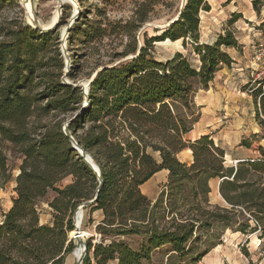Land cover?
Returning <instances> with one entry per match:
<instances>
[{"label":"trees","instance_id":"trees-1","mask_svg":"<svg viewBox=\"0 0 264 264\" xmlns=\"http://www.w3.org/2000/svg\"><path fill=\"white\" fill-rule=\"evenodd\" d=\"M262 3L252 0L254 10ZM209 9L207 0H185L177 19L159 34L145 37L138 50L133 46L124 51L132 53L131 58L98 69L88 85V105L67 125L102 179L96 199L83 207L100 209L103 219L85 240L82 264L91 260L93 264L111 260L142 264L153 249L166 244L179 255L189 253L197 231L214 224L243 234L258 229L264 233V147L259 133L240 141L258 151V156L234 164L224 162V150L209 135L184 140L200 115L194 108L195 84L207 88L219 64L232 61L222 46H239L231 31L218 34L211 43H198L199 13ZM236 18L232 14L228 22ZM138 20L142 23L145 17ZM128 25L77 22L69 35L79 34L90 42L106 35L109 26L110 32L119 28L129 35ZM166 39H182L183 46L187 39L192 41L199 66L194 67L180 52L165 61L154 58L148 50L152 42ZM56 40L55 30L41 32L25 22L0 38V187L15 181V195L0 222V264H63L75 247L74 238L68 237L74 228L73 213L94 197L99 184L64 134V120H48L56 114L72 117L83 102L79 87L62 83L64 62ZM68 77L74 79L71 73ZM251 96L261 108L263 117L258 122L264 131V78L256 80ZM186 147L193 155L190 164L177 157ZM13 158L19 162L13 163ZM14 165L18 172L13 177ZM163 168L169 172L168 181L151 203L139 186ZM67 177L71 178L64 183ZM211 178L219 179L218 192L226 204L203 208L201 201L209 204ZM48 191L55 194L48 202L52 221L41 223L37 202ZM180 191H187L178 199L188 206L187 213L172 210L168 221L161 223L163 196L169 210L168 205L177 203H171V197ZM130 235L141 238L137 247L126 241ZM217 243L212 241L193 254L191 263L197 264Z\"/></svg>","mask_w":264,"mask_h":264},{"label":"rangeland","instance_id":"rangeland-1","mask_svg":"<svg viewBox=\"0 0 264 264\" xmlns=\"http://www.w3.org/2000/svg\"><path fill=\"white\" fill-rule=\"evenodd\" d=\"M25 1L26 0L0 1V38L4 37L9 29L14 28L21 22L33 25V22L30 23L28 20ZM33 1V14L41 25L48 24L56 13L58 5L57 0ZM69 2V0H65L63 3L60 13H58L57 16L55 28L52 29L58 33L56 46L61 56L63 55L61 51V33L63 28L70 21L72 13L75 10L74 4ZM183 2V0H75L79 9V16L72 22L71 26L73 23L77 22L93 24L101 21L103 25L107 22L112 24L119 23V25L128 23V27L132 29V32L126 35L118 31L119 28H115V31L110 32L109 29L112 28L109 26L106 35L103 37L94 39L90 42H84L79 34H74L73 36L69 35V30L64 42L67 63L66 58L62 56L64 62L62 74L64 71H67V77L69 73L74 75V79L67 78L69 81H82L86 83L102 66L114 65L120 61L131 58L133 54L128 53L125 55L124 51L133 46H136L138 50L144 43L143 40L145 37L159 34L167 23L176 16ZM211 4L214 9L210 11L207 10V12H205V10L200 11L198 43H211L217 38L218 34H224L226 31H231L235 37L238 35L239 41L242 44L238 42L239 46L236 48L237 52L234 53V56L237 58V54L240 53L242 58L238 62H231L237 63L239 66L237 67L230 62L229 64L221 63L218 68L227 66L229 68H234L232 71L235 73L240 72L241 74L232 75L230 79H224L226 76L224 74L217 78V81H210L207 88L195 84V93L193 97L195 103L194 108L196 110L200 108V106L196 104V100L200 101L202 97L206 98V96L215 94V92L225 91L226 93V91H228L224 99H226V101L231 100L230 102H232V105H239V110H241L246 104L248 106V103L244 101L247 100V94H251V89L256 86V80L262 78L261 75L254 81L255 74L259 73L264 67V28H262L261 25L248 28L242 20L239 23V28H237L235 26L236 24L228 22L230 17L222 13L220 14L219 9H216V4L215 6L213 5V0H211ZM141 15L145 17V21L142 23L138 20ZM224 24L229 26V28L227 29ZM84 25L82 24L81 26ZM186 41L185 46L182 45V39L174 42L166 40L160 42L154 41L148 50L154 58L162 61L171 58L175 52H180L197 68L199 66V56L193 51L192 41L188 39ZM241 46H244V48ZM221 49L226 52L224 46H222ZM239 67H242V69L237 70ZM232 95L235 96L234 99L230 98ZM251 99L253 105L249 103L251 109L244 110V115L250 118V121H247L250 122L249 129L251 127L257 129L259 133L258 139L262 142L264 147V131L258 122V118L263 117L262 111L259 104L254 102L252 96ZM236 112L238 116H241L239 111ZM71 115L70 113L50 115L48 120L51 122L64 120V124L71 118ZM226 117L225 120L231 125H233L234 120L237 119V115L232 112H229ZM251 134L252 133L248 136ZM249 139H252V137L250 136ZM153 155L158 159V152L153 153ZM18 162V159L13 158V163L17 164ZM234 163L236 162H226V164ZM17 172L18 168L14 165L12 169L13 177ZM70 178L71 177H67L64 183L69 181ZM14 185L15 181L10 180L1 186L4 194V201L11 196L12 187ZM186 193L187 191H180L176 197H171L170 202L173 203V201H177V203L175 205H168L170 211L164 206V199L166 196H163L162 207L164 210L163 212L161 211V213L164 215L161 219V223L165 224V222L168 221L167 219L171 217L170 212L172 210L179 211V213L182 214L187 213L188 206L181 205L178 201V199ZM54 195L53 191H48L47 194L37 202L39 207V221L41 223H50L52 221V210L48 202ZM198 199L201 198L198 197ZM209 201H211L209 204L201 201V206L211 209L213 204H218L220 206L226 204L224 200L217 195L215 197L210 196ZM6 206L7 205H3L4 208H6ZM174 207H179V210L174 209ZM1 208L0 206V209ZM84 210L85 208H83L82 211L80 227L86 231V234L82 236V240L85 241L89 238L91 232H94L93 228L89 227L85 219ZM193 213L195 215L199 214L195 211H193ZM251 223L253 225L256 224L254 220H251ZM197 234L198 239L192 243L189 253L179 255L178 253L170 251V246L166 244L153 249L150 258L143 260L142 264H192L191 256L207 246H210L212 241L219 243L210 248L197 264H264V233L259 229L252 233L243 234L239 231H233V229L229 227L225 228L221 224H214L211 229H199ZM70 235L68 234V237ZM140 239L141 238L137 235L126 237V241L132 247H137L140 243ZM91 251L92 250H90V253ZM65 258L67 259L66 264H75L76 262L71 252ZM93 263V260H91V264Z\"/></svg>","mask_w":264,"mask_h":264},{"label":"crops","instance_id":"crops-1","mask_svg":"<svg viewBox=\"0 0 264 264\" xmlns=\"http://www.w3.org/2000/svg\"><path fill=\"white\" fill-rule=\"evenodd\" d=\"M207 2L210 5L209 11L214 9V7H212L211 0H207ZM215 4L217 6L216 9H219L220 14H225V16L228 17H231L232 14L238 15V18H236V20L232 22V24H236L235 26L237 28H239V23L241 20L248 26V28H253L256 25H261V23L264 21V3L259 6L258 11L254 10L252 6V0H213V5L215 6ZM224 26L227 27V29L229 28V26H227L226 24H224ZM261 26L262 28H264L263 25ZM236 38L238 42L242 44L239 41L238 35L236 36ZM241 47L244 48V46ZM225 48L226 52L230 54L229 56L231 57L232 61H240V59L242 58V55L240 53L237 54V58L234 56V53L237 52L236 48ZM231 64H234L237 67L239 66L237 63L231 62ZM241 69L242 67L237 68V70ZM232 70H234V68H229L227 66L218 68L214 74L213 80L217 81V78L221 77L224 74L226 75L224 79H230L232 75L241 74L240 72L235 73ZM226 94H228V91H226V93L225 91H220L215 92V94L206 96V98L202 97L200 101L196 100V104L200 106V115L198 117V120L193 124L192 128L184 134V140L187 142L194 141L202 135H209L214 144L220 146L224 150L225 163L252 159L258 156V151L253 148H247L240 145V141L243 137H247L250 133H258L256 128L251 127L249 129L250 122L247 121H250V118L244 115V110L251 109L249 103L253 105L251 94H247V100L244 101L245 103H248V106L246 104L241 108V110H239V105H232V102H230L231 100L226 101V99H224V96H227ZM230 98L234 99L235 96L232 95L230 96ZM236 111H239L242 117L238 116V113ZM229 112L235 113L237 115V119L234 120L233 125L225 120ZM259 144L263 146L260 140ZM177 157L181 162L187 164H190L193 160L192 151L188 147L180 150L177 153ZM168 173L169 172L167 169H160L139 186L141 192L151 201V203H153L158 198L161 190L165 188V184L168 181ZM218 183L219 179L217 178L209 179L208 184L210 187V191L207 195L208 203L211 202L209 201L210 196L215 197L217 195L219 198H221L218 192ZM3 195V190L0 187V206L2 207L0 209V222L3 217L2 214L11 205V199L14 196V190H12L11 196H9V198L5 201L3 200ZM3 205H7L6 208H4ZM84 215L87 221L91 220L90 223H87L89 227L93 228L94 232H91L90 236L94 235L95 225L103 219V213L100 209L90 210V208H85ZM66 263L67 259L65 258L63 264ZM115 263V260H111L108 262V264Z\"/></svg>","mask_w":264,"mask_h":264},{"label":"water","instance_id":"water-1","mask_svg":"<svg viewBox=\"0 0 264 264\" xmlns=\"http://www.w3.org/2000/svg\"><path fill=\"white\" fill-rule=\"evenodd\" d=\"M30 1V5H31V8L34 6V1L33 0H29ZM73 2H74V8H75V10L73 11V13H72V16H71V18H70V21L68 22V24L63 28V30H62V33H61V51L63 52V55L62 56H64L65 58H66V53H65V50H64V42H65V39H66V37H67V34H68V32H69V30H70V28H71V24H72V22L75 20V19H77L78 18V16H79V9H78V6L76 5V3H75V0H72ZM57 2H58V5H57V11H58V13H60V10H61V7H62V5H63V3H64V0H57ZM184 2H185V0H184ZM182 5L183 4H181V6H180V8H179V10L181 9V7H182ZM28 12V11H27ZM179 13V12H178ZM178 13L176 14V16L174 17V19L172 20V21H169L168 22V24L169 23H171V22H173L175 19H177V17H178ZM32 22H33V27H36V28H38L41 32H47V31H50V30H52L53 28H55V25H56V23H57V19L55 20V22L51 25V26H48V27H46V26H43V25H41L40 24V22H39V20L36 18V16L33 14V12H32ZM31 25V24H30ZM66 63H67V58H66ZM68 77H67V71H64V73L62 74V76H61V79H62V83H64V84H69V85H71L72 87H74V88H76V87H79L80 89H81V91H82V93H83V102H82V105H81V108L78 110V111H76L75 113H74V115L69 119V120H67L64 124H63V127H62V129H63V132H64V134L68 137V139L70 140V143H71V145H72V147L78 152V154L82 157V159H83V161L86 163V164H88L89 165V167L92 169V171L96 174V176H97V179H98V187H97V189H96V193H95V195H94V197L92 198V199H90V200H88L87 202H85V203H81V204H79L77 207H76V209H75V211H74V213H73V216H72V219H73V226H74V228H75V230H76V236H79V226H76V223H75V221H76V219H77V211L80 209V210H83V207L85 206V205H87V204H89V203H92L95 199H96V196H97V193H98V190H99V188H100V186L102 185V179H101V177H100V172H99V168H98V166L96 165V163L93 161V159H92V157L78 144V142L74 139V137L72 136V134L70 133V131L68 130V128H67V125H68V123L70 122V120L72 119V118H74L84 107H86L87 105H88V102H89V100H88V85H89V83H90V81L92 80V78L93 77H91L90 79H89V81L88 82H86V83H84V82H82V81H77V82H72V81H69L68 79H67ZM69 240H70V238H69ZM79 243H81V244H83V252L81 253V255H80V257H78L77 259H76V262H75V264H82V261H83V258H84V255H85V253H86V243H85V241L84 240H80L79 241Z\"/></svg>","mask_w":264,"mask_h":264},{"label":"bare ground","instance_id":"bare-ground-1","mask_svg":"<svg viewBox=\"0 0 264 264\" xmlns=\"http://www.w3.org/2000/svg\"><path fill=\"white\" fill-rule=\"evenodd\" d=\"M69 1H70L69 3L74 4V2L72 0H69ZM64 2H65V0H64ZM25 4H26V10L28 11V20H29L30 23H32V8H31V5H30V1L26 0ZM57 16H58V11L56 9V13H55L54 17L52 18V20L48 24H46V25L42 24V25L46 26V27L51 26L55 22V20L57 19ZM173 19L174 18H172L170 21H172ZM166 41H170V40L166 39ZM172 42H174V41H172ZM82 211L83 210H80V209L77 211V219L75 221L76 226H79V233H80L79 236H76L77 232H76L75 228H73L69 232V235L72 234V235L69 236V238L73 237L74 240H75V247L71 251L74 260H76L78 257H80L81 253L83 252V244L79 243V241L82 240V236L86 234V231L83 230L80 227V223L82 221Z\"/></svg>","mask_w":264,"mask_h":264},{"label":"built area","instance_id":"built-area-1","mask_svg":"<svg viewBox=\"0 0 264 264\" xmlns=\"http://www.w3.org/2000/svg\"><path fill=\"white\" fill-rule=\"evenodd\" d=\"M262 75V78H264V67L261 69L259 73H256V76L254 77V81L259 78V76Z\"/></svg>","mask_w":264,"mask_h":264}]
</instances>
